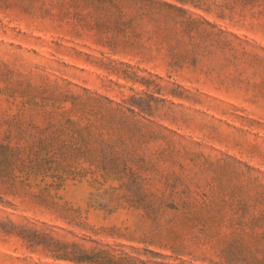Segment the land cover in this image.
Listing matches in <instances>:
<instances>
[{
	"label": "rangeland",
	"instance_id": "1",
	"mask_svg": "<svg viewBox=\"0 0 264 264\" xmlns=\"http://www.w3.org/2000/svg\"><path fill=\"white\" fill-rule=\"evenodd\" d=\"M0 264H264V0H0Z\"/></svg>",
	"mask_w": 264,
	"mask_h": 264
}]
</instances>
